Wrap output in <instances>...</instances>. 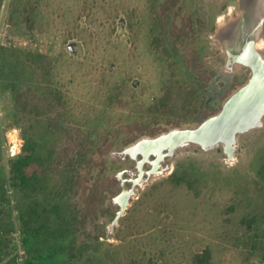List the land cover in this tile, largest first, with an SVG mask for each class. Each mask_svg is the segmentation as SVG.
<instances>
[{"label":"rangeland","instance_id":"obj_1","mask_svg":"<svg viewBox=\"0 0 264 264\" xmlns=\"http://www.w3.org/2000/svg\"><path fill=\"white\" fill-rule=\"evenodd\" d=\"M157 0H4L0 8V264H69L70 239L53 240L23 232L12 186L11 162L26 138L49 146L65 141L51 130L54 118L22 109L14 83L39 82L24 61L33 51L54 58L46 85L59 88L65 106L56 119L102 138L106 150L116 133L162 95L171 80L198 82L184 63V48L164 29L153 9ZM264 3L255 0H183L192 20L187 43L210 74L199 93L198 111L173 109L175 129L197 128L204 113L218 111L253 73L248 60L264 54ZM255 33L254 45L245 40ZM160 36L162 45H154ZM250 47V48H249ZM249 48V51H248ZM41 84V82H40ZM229 92V93H228ZM229 94V95H228ZM228 95V96H227ZM124 100L119 107L115 98ZM108 154L110 165L130 192L126 211L112 198L115 216L92 222L93 250L75 264H193L212 252L210 264H264V115L261 124L238 133L232 153L225 143L188 141L145 157L139 141ZM117 142V141H116ZM175 175V176H174ZM174 176V177H173ZM180 179L181 183H176Z\"/></svg>","mask_w":264,"mask_h":264},{"label":"trees","instance_id":"obj_2","mask_svg":"<svg viewBox=\"0 0 264 264\" xmlns=\"http://www.w3.org/2000/svg\"><path fill=\"white\" fill-rule=\"evenodd\" d=\"M3 1L0 0V8ZM155 6L153 11L163 22V28L170 23V35L184 48V63L196 70L198 82H168L162 95L145 110L147 116L127 122L116 133L117 142L111 141L106 150L102 148L101 137L83 128L70 131L57 122L65 106L64 95L59 88L46 85L53 76L54 58L41 52H23L24 61L40 74L41 80L15 82L16 103L24 110L31 108L54 118V122H49L50 128L64 132L65 141L49 146L47 142L38 143L28 137L22 154L12 160V186L20 204L19 222L23 232L29 235L70 239L69 264H75L94 249L93 238L100 239L101 234L91 236V223L101 215L111 219L115 216L110 200L122 192L123 184L110 165V150L116 145L126 147L142 137H156L180 127L181 122L172 118L173 109L185 115L195 114L199 93L206 90L211 80L198 50L186 44L188 32L194 28L192 20L182 14L183 0H157ZM154 45H162L160 36L154 38ZM115 99L119 107H126L122 98ZM217 112L205 110L203 118L208 119ZM211 258L212 252L206 248L194 256L193 264H210Z\"/></svg>","mask_w":264,"mask_h":264},{"label":"water","instance_id":"obj_3","mask_svg":"<svg viewBox=\"0 0 264 264\" xmlns=\"http://www.w3.org/2000/svg\"><path fill=\"white\" fill-rule=\"evenodd\" d=\"M248 60L254 70L249 82L226 100L218 114L197 128L170 130L143 139L138 142L136 149L145 157L151 152H156L160 157L164 148L173 149L188 141L199 142L204 146L224 142L226 150L232 153L237 134L260 125L264 115V54L251 53ZM129 197L130 192L123 184L122 192L116 197L121 202L116 220L126 211Z\"/></svg>","mask_w":264,"mask_h":264},{"label":"flooded vegetation","instance_id":"obj_4","mask_svg":"<svg viewBox=\"0 0 264 264\" xmlns=\"http://www.w3.org/2000/svg\"><path fill=\"white\" fill-rule=\"evenodd\" d=\"M261 1H262V3H264V0H255V2L256 3H261ZM261 9H264V6H263V8L261 7ZM245 40H247V44H251V45H254V43H255V41L256 40H260V38L259 37H256V35H255V33L253 34H251V33H249L247 36H246V38H245ZM262 40H264V37L262 38ZM250 48V47H249ZM249 48H248V51H249ZM253 48H251V50H250V52L251 53H254L253 52Z\"/></svg>","mask_w":264,"mask_h":264}]
</instances>
